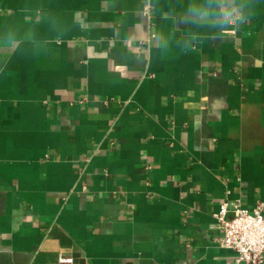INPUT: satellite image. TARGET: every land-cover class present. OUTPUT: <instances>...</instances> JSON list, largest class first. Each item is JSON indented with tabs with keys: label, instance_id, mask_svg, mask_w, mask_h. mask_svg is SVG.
<instances>
[{
	"label": "crops",
	"instance_id": "1",
	"mask_svg": "<svg viewBox=\"0 0 264 264\" xmlns=\"http://www.w3.org/2000/svg\"><path fill=\"white\" fill-rule=\"evenodd\" d=\"M203 3L0 0V264L234 262L216 213L264 201V0L223 27Z\"/></svg>",
	"mask_w": 264,
	"mask_h": 264
},
{
	"label": "built area",
	"instance_id": "2",
	"mask_svg": "<svg viewBox=\"0 0 264 264\" xmlns=\"http://www.w3.org/2000/svg\"><path fill=\"white\" fill-rule=\"evenodd\" d=\"M216 218L223 230L220 244L237 253L232 264L264 262V201L246 207L240 199L225 200ZM55 264L80 263L71 251L60 250Z\"/></svg>",
	"mask_w": 264,
	"mask_h": 264
},
{
	"label": "clouds",
	"instance_id": "3",
	"mask_svg": "<svg viewBox=\"0 0 264 264\" xmlns=\"http://www.w3.org/2000/svg\"><path fill=\"white\" fill-rule=\"evenodd\" d=\"M236 2L237 0H204L203 5L193 11L202 23L223 27L232 23L234 17L239 16ZM144 39L146 37L138 34L129 41V48L139 51L137 45Z\"/></svg>",
	"mask_w": 264,
	"mask_h": 264
}]
</instances>
